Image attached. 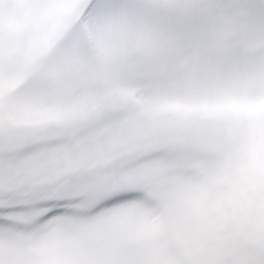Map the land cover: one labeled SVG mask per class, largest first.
I'll use <instances>...</instances> for the list:
<instances>
[{
  "label": "rangeland",
  "instance_id": "1",
  "mask_svg": "<svg viewBox=\"0 0 264 264\" xmlns=\"http://www.w3.org/2000/svg\"><path fill=\"white\" fill-rule=\"evenodd\" d=\"M247 2L159 0V15L182 21L178 31L88 61L83 46L68 40L73 4L39 13L3 0L0 94L11 119L35 126L54 114L56 123L67 121L57 124L61 129L82 126L49 139L60 141L51 144L58 154L63 144L76 149L124 129L146 130L134 142L146 147L142 157L126 156V141L110 144L88 166L64 157L46 165L43 149L36 161L42 182L87 177L106 195H128L94 216L29 236L22 252L0 248V256L13 264H264V56L258 54L264 15L261 0ZM204 3L209 10L203 12ZM37 74L62 94H25ZM99 107L109 114L87 124ZM150 108L197 123L158 120ZM172 157L183 170L167 169ZM145 160L148 165L120 174L122 166ZM157 179L165 182L150 185ZM127 184L135 189L113 193Z\"/></svg>",
  "mask_w": 264,
  "mask_h": 264
},
{
  "label": "snow or ice",
  "instance_id": "2",
  "mask_svg": "<svg viewBox=\"0 0 264 264\" xmlns=\"http://www.w3.org/2000/svg\"><path fill=\"white\" fill-rule=\"evenodd\" d=\"M2 2L0 0V4ZM15 2L39 13L57 4H73L68 40L83 46L88 61H95L105 53L159 43L164 34L182 27L179 18L159 15L161 6L149 0ZM261 6L264 11V0ZM23 91L29 95L62 94V89L40 74L34 76ZM56 143L60 141H49L41 133L18 127L9 109L0 107V248L22 252L29 236L73 218L94 216L128 195H106L102 189L90 187L87 177L42 182L36 171L37 158L44 155L43 149ZM81 205L87 207H79ZM0 264H13V261L0 256ZM15 264L26 262L16 261Z\"/></svg>",
  "mask_w": 264,
  "mask_h": 264
},
{
  "label": "trees",
  "instance_id": "3",
  "mask_svg": "<svg viewBox=\"0 0 264 264\" xmlns=\"http://www.w3.org/2000/svg\"><path fill=\"white\" fill-rule=\"evenodd\" d=\"M243 2H246V3H248L247 2V0H242ZM263 14V12L261 13V15ZM54 133V132H53ZM43 136V138H47V137H49L50 136V134H46V135H42ZM106 143V142H105ZM105 143H102L103 144V146L105 145ZM94 149H97V146H95V147H86V148H82V149H80V150H78V151H80V152H76V151H70L69 150V148H64L63 149V151H62V157H64V158H66V160L65 161H68L70 164H73V163H75L76 161H79V159H80V156H79V154H84L85 156V160H88V159H90V160H92V157H94V156H96V153L97 152H94ZM54 154V153H53ZM54 158H55V156L53 155V156H51V157H47V159H49V160H54ZM50 165H52L53 166V162H52V164H50ZM181 232L183 231V229H179ZM183 236H187L186 234L185 235H183ZM185 247H187V252L188 251H191V249L190 248H188V244L185 246ZM200 262H201V260H200ZM200 262L197 260L196 261V263L197 264H200ZM202 264V263H201Z\"/></svg>",
  "mask_w": 264,
  "mask_h": 264
},
{
  "label": "clouds",
  "instance_id": "4",
  "mask_svg": "<svg viewBox=\"0 0 264 264\" xmlns=\"http://www.w3.org/2000/svg\"><path fill=\"white\" fill-rule=\"evenodd\" d=\"M258 54L264 56V49H261Z\"/></svg>",
  "mask_w": 264,
  "mask_h": 264
},
{
  "label": "water",
  "instance_id": "5",
  "mask_svg": "<svg viewBox=\"0 0 264 264\" xmlns=\"http://www.w3.org/2000/svg\"><path fill=\"white\" fill-rule=\"evenodd\" d=\"M0 107H1V96H0Z\"/></svg>",
  "mask_w": 264,
  "mask_h": 264
}]
</instances>
